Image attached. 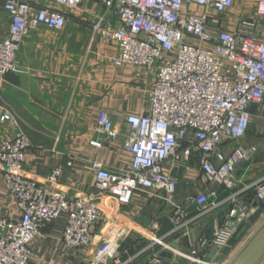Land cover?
Listing matches in <instances>:
<instances>
[{
    "label": "built area",
    "instance_id": "obj_1",
    "mask_svg": "<svg viewBox=\"0 0 264 264\" xmlns=\"http://www.w3.org/2000/svg\"><path fill=\"white\" fill-rule=\"evenodd\" d=\"M32 1L4 3L10 23L8 34L0 36V78L20 69L19 48L31 30L41 25L61 27L67 19L65 8H77L83 2L48 0L59 7L43 5L36 10ZM97 1L110 16L99 17L94 30L118 43L121 54L114 59L115 64L140 65L147 70L159 66L150 93L149 111L125 118L128 128L124 144L133 156L130 168L115 173L94 162L95 192L71 197L56 187H45L24 173L26 150L32 146L25 132L1 140L3 179L22 214L14 221L0 217V264H29L30 244L43 236L45 226L62 213L68 215L63 241L74 252H83L93 244V225L106 221L97 202L98 195H111L125 205L131 202L136 190L157 188L164 190L166 199L172 201L178 180L163 170L168 159H188L197 151L205 182L234 190L238 187V166L258 150L238 143L231 154H226L223 144L227 140L239 141L247 134L251 108L264 97V0H257L255 17L241 18L234 29L226 28L220 20L233 6V0ZM186 4H196L203 12L183 15ZM113 16L120 26L115 24ZM1 120L15 122L9 112ZM97 130L103 137L119 135L106 112L98 117ZM90 143L103 145L101 137ZM72 164L70 157L66 165ZM59 175L57 168L46 180L55 186ZM247 191H252L256 200L264 201V177L231 191L223 201L217 200L215 188L200 194L196 197L200 215L224 203L239 204L240 195ZM230 210L236 220L216 228L209 240L218 253L223 252L239 224L248 217L245 210L236 211L233 207ZM171 220L176 231L188 223L181 208H177ZM129 231L127 226L104 231L90 264H103L113 258ZM192 258L197 264L203 262L198 255ZM148 264L172 263L154 258Z\"/></svg>",
    "mask_w": 264,
    "mask_h": 264
},
{
    "label": "crops",
    "instance_id": "obj_2",
    "mask_svg": "<svg viewBox=\"0 0 264 264\" xmlns=\"http://www.w3.org/2000/svg\"><path fill=\"white\" fill-rule=\"evenodd\" d=\"M5 1L0 0L1 37L8 34L10 23ZM32 4L36 10L43 5L59 7L48 0H33ZM256 6L257 0H233V6L220 19L222 25L234 29L241 18L256 16ZM65 12L67 19L61 27L41 25L30 31L19 48L20 69L0 78V141L13 138L19 131L25 132L32 146L26 150L24 173L49 189L56 187L78 197L95 192L94 162L115 173L130 168L133 156L124 144L128 128L125 118L149 111L159 66L147 70L140 65L115 64L114 59L121 54L118 43L94 30L99 17L110 16L99 1L83 0L79 7L65 8ZM202 12V7L186 4L182 14ZM113 19L117 26L121 25L116 17ZM189 41L198 44L195 39ZM251 111L247 134L239 141L227 140L223 144L226 154H231L238 143L258 148L251 159L238 166V187L234 190L264 177V97ZM5 112L11 113L15 122L2 121ZM102 112L112 117L119 132L116 138L99 134L98 117ZM99 137L103 141L101 147L90 143ZM70 157L73 164L67 166ZM57 168L60 175L53 186L46 176ZM163 170L178 180L172 201L166 199L164 190L157 188L136 190L131 202L125 205L111 195H98L97 202L106 221L93 225V244L81 253L69 248L63 241L68 215L62 213L45 226L43 236L30 244L29 264H90L103 232L120 226H127L129 234L115 256L103 264H148L154 258L172 264H197L192 258L197 255L203 261L200 264H232L264 224V213L230 252L224 249L218 253L211 245L206 248L213 229L219 227L217 214L228 208L224 224L231 222L232 205L224 203L204 215H200L198 205L189 208L196 203L197 196L214 188L218 201L225 200L234 190L205 182L197 151L188 159L166 160ZM2 172L0 164V217L19 220L21 210ZM249 195L254 194L242 193L238 203ZM177 208L182 209V217L188 223L176 231L171 217ZM242 210L250 215L256 208ZM258 264H264V259Z\"/></svg>",
    "mask_w": 264,
    "mask_h": 264
},
{
    "label": "water",
    "instance_id": "obj_3",
    "mask_svg": "<svg viewBox=\"0 0 264 264\" xmlns=\"http://www.w3.org/2000/svg\"><path fill=\"white\" fill-rule=\"evenodd\" d=\"M196 206L197 204L194 203L192 206H190L189 210L194 209ZM251 206L256 208V210L248 215V217L239 224L237 231L231 237L228 245L225 247V251L230 252L232 248L235 247L238 242H240L247 235L252 226L264 213V201L256 200L254 195H249L248 197L243 198L239 204L232 205L236 211H241L242 208L249 209ZM228 212L229 209L226 208L217 214L219 227H221L227 220ZM230 220H236V216L230 217ZM214 231L215 230L213 229V232ZM209 245L210 243L205 247L207 248ZM262 259H264V224L254 234L251 240L242 248L236 258L233 260L232 264H258Z\"/></svg>",
    "mask_w": 264,
    "mask_h": 264
}]
</instances>
